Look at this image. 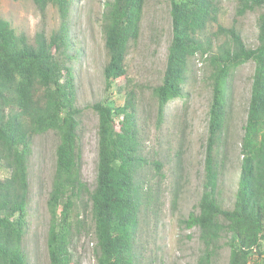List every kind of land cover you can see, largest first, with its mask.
I'll use <instances>...</instances> for the list:
<instances>
[{
	"label": "trees",
	"instance_id": "1",
	"mask_svg": "<svg viewBox=\"0 0 264 264\" xmlns=\"http://www.w3.org/2000/svg\"><path fill=\"white\" fill-rule=\"evenodd\" d=\"M44 13L57 8L60 26L49 39L37 33L35 44L18 35L0 18V264H28L24 239L29 229L30 158L33 138L55 132L56 168L48 199L50 224L47 247L50 264H75L70 245L80 205H90L97 239V264H139L137 239L141 215L158 202L141 179L149 164L143 153L137 120V92L130 83L124 104L108 97L91 108L98 114V170L94 190L82 178L79 129L83 109L77 105L74 45L70 15L73 0H33ZM146 0H108L102 14L108 54L103 75L105 91L131 82L126 59L137 41ZM173 38L160 85L152 89L158 101V122L167 106L185 98L190 62L201 55L211 68L205 182L198 212L181 224L198 228L204 246L198 264H214L220 250L230 248L228 264H264V0H238L236 16L261 11L258 44L248 47L236 26L219 24L220 0H170ZM216 24L217 33L209 27ZM224 41L214 51V39ZM254 63L251 99L241 140V172L232 209L217 198L218 149L227 118L230 79L242 66ZM161 171L162 163L155 162ZM147 188L148 190H146Z\"/></svg>",
	"mask_w": 264,
	"mask_h": 264
},
{
	"label": "rangeland",
	"instance_id": "2",
	"mask_svg": "<svg viewBox=\"0 0 264 264\" xmlns=\"http://www.w3.org/2000/svg\"><path fill=\"white\" fill-rule=\"evenodd\" d=\"M108 0H73L70 15L71 40L74 45L77 105L83 109L79 129V146L83 156L82 178L94 190L98 170L99 117L88 106L112 98L124 104V89L129 83L137 92V120L142 149L149 162L141 179L158 201L141 215L138 233L139 264H198L204 246L198 228L187 229L181 221L197 213L205 182V159L209 110L212 103L211 68L201 55L190 62L185 98L171 102L161 124L158 101L152 89L160 85L173 38L170 0H146L140 34L130 44L126 65L131 82L115 84L105 91L104 68L108 63L102 14ZM238 0H220L219 24L236 26L248 47L258 44L257 19L261 11L236 16ZM0 18L11 23L18 35H26L35 44L36 35L44 31L49 39L60 26L56 7L44 13L33 0H0ZM217 33L216 24L209 27ZM214 39V51L224 41ZM200 60V61H198ZM254 63L239 68L230 79L227 91V118L224 136L218 149L219 182L217 198L225 209H232L241 172V140L251 99ZM55 132L33 138L30 158L29 229L24 239L28 264H50L47 236L50 224L48 199L56 168ZM162 163L161 171L155 162ZM10 173L0 168L2 178ZM148 190L147 188H145ZM73 220L76 224L70 245L75 264H97V239L90 205H80ZM220 250L214 264H228L230 248Z\"/></svg>",
	"mask_w": 264,
	"mask_h": 264
},
{
	"label": "clouds",
	"instance_id": "3",
	"mask_svg": "<svg viewBox=\"0 0 264 264\" xmlns=\"http://www.w3.org/2000/svg\"><path fill=\"white\" fill-rule=\"evenodd\" d=\"M198 61H200V60H198Z\"/></svg>",
	"mask_w": 264,
	"mask_h": 264
}]
</instances>
